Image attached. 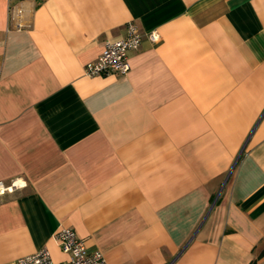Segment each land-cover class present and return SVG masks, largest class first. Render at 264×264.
Listing matches in <instances>:
<instances>
[{
    "label": "crops",
    "instance_id": "obj_1",
    "mask_svg": "<svg viewBox=\"0 0 264 264\" xmlns=\"http://www.w3.org/2000/svg\"><path fill=\"white\" fill-rule=\"evenodd\" d=\"M130 22V72L86 76ZM13 181L0 264H67L64 228L107 264H264V0H0Z\"/></svg>",
    "mask_w": 264,
    "mask_h": 264
},
{
    "label": "built area",
    "instance_id": "obj_2",
    "mask_svg": "<svg viewBox=\"0 0 264 264\" xmlns=\"http://www.w3.org/2000/svg\"><path fill=\"white\" fill-rule=\"evenodd\" d=\"M143 34L134 22L126 26V34L115 42H107L103 53L97 61L89 63L85 68L86 76L90 78L106 77L110 75H126L131 70L129 55L138 51L143 42ZM157 32L151 33L149 39L156 43L159 40ZM23 184L13 181L7 185L0 182V195L6 192L22 188ZM55 240L63 253L69 255L67 264H107L103 252L97 250L89 252L84 240H81L76 232L70 228H64L57 232ZM12 264H55L46 249L36 254L20 258Z\"/></svg>",
    "mask_w": 264,
    "mask_h": 264
}]
</instances>
